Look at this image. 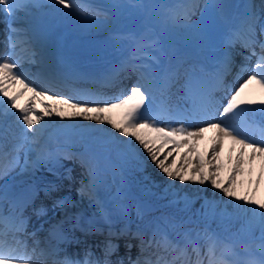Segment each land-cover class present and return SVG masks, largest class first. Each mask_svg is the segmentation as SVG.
<instances>
[{
	"label": "snow or ice",
	"instance_id": "1",
	"mask_svg": "<svg viewBox=\"0 0 264 264\" xmlns=\"http://www.w3.org/2000/svg\"><path fill=\"white\" fill-rule=\"evenodd\" d=\"M56 5H61L68 11L64 12ZM43 7V0H0V16L14 20L20 13L32 16L34 10ZM51 7L63 16L85 12L92 9L93 5L86 0H51ZM164 7L167 10L166 23L185 30L188 35L197 39L204 37L208 32L209 10L222 15L227 5L223 0H204L203 3L201 0H174ZM260 7L264 13V4ZM197 14L198 19L194 21L192 17ZM257 28L260 35L264 36V16L258 15L254 4L246 5L240 23L226 35L225 46H231L240 39L243 46L250 51V56L246 59H251V56L257 55L255 45L259 43V64L251 68L243 67L230 84L224 82V75L231 70L227 56L221 66L212 73L205 72L202 66L195 63L186 64L183 59L165 68L162 75L157 72H145L142 69L148 68L149 65L137 61L147 56L159 63L158 55H149L146 50L153 49L160 54L162 49L159 41L155 39L138 40L130 57L113 66L108 74L96 78L102 86H111L122 78L121 74L138 73L135 83L109 97L104 93L79 96L57 91L56 87L65 82L68 75L56 70L43 46L39 53L32 50L31 62H37L35 58L39 55V63L48 70V83L42 85L28 79L23 72L18 71L21 64L11 59L12 52L18 43L25 48H31L34 42L42 40V36L30 27L18 29L10 24L9 50L0 57V117L14 115L34 136L48 128L53 118L64 121L63 128L83 142V150L79 153L69 150L60 153L64 159H78L84 169V179L78 189L81 197L89 195L91 198L95 186L110 164L107 145L116 143L120 147V154L135 160L141 170L146 168L150 161L159 173L166 177L164 193H170L173 197L169 204L175 205L182 200L184 209L181 211H184L192 203L187 193L180 195V189L175 183L177 181L182 187L189 184L210 185L214 192L222 194V198H227V202L239 210L243 224L239 232L227 236H222L211 228L210 218L216 215L214 209L217 203L224 202L223 199L219 202L205 199L202 207L207 208L211 204L213 211L204 212L199 219H193L192 215L187 218L161 215L153 217L144 227L137 226L135 231L131 230L128 223L118 230L115 229L111 215H104L108 228L101 257L92 259L95 253L89 248L82 260L67 255L63 260H56L60 249L48 241L36 239L35 230L29 233L33 239L31 247L26 240L20 238L22 234L27 233L30 218L24 215V209L34 198L33 191L13 203L11 214L5 215L0 208V264H29L34 256L44 257L46 262L50 259L52 264H205L202 249H206L203 255L207 258V264H264V198H257V190L264 181V120L257 122L247 119L249 114L257 111L264 115V99L255 101L242 98L245 90L252 84H255L259 93L264 96V39L258 41ZM245 72L248 73L246 78ZM181 79L183 83H179ZM16 84L21 87L10 94L9 87ZM176 84H179L178 90L183 92L179 100L185 102L186 106L182 104L166 108L171 95L170 89ZM218 88H223L225 92L226 98L222 102L214 95ZM25 91L30 95L25 103L20 105L17 100ZM36 103L41 105L39 109L36 108ZM13 109L15 112L11 111ZM113 109L120 110L119 121L108 114ZM228 114L243 121V125L228 123ZM164 115H168L170 120L180 126L168 123L161 126ZM45 117L49 119L46 120ZM190 121H198L203 126L189 130L192 128ZM209 131H212L213 135L209 138L207 148L201 153L198 145ZM20 139L25 140L27 137L22 136ZM226 141L231 147L224 160L221 156ZM21 147L22 143H18L14 151L18 153ZM4 148L5 145L0 144V153L7 156ZM28 151H33L31 145ZM51 156V153L38 154L32 161L26 156L22 170L36 169ZM13 159L19 163L18 156ZM257 162L260 170L253 176V165ZM62 167L56 159L54 167H50L49 171L58 180H71L72 170L64 169V174H61L58 168ZM225 169L227 174L221 177ZM3 174L6 172H0V175ZM144 180L148 182L145 190L156 186L151 177L145 176ZM245 182L248 190L241 193ZM59 187L55 181H49L44 186L45 195L56 193ZM0 191L3 193L0 200L7 199V189ZM119 195L127 197L126 192ZM55 206L64 208L72 206V202L68 198H61L54 201ZM46 211L47 209L41 206L36 210V214L44 215ZM248 213H251V216H248ZM117 214L127 220L126 205H118ZM137 215L144 216V210L140 206L137 208ZM76 219L78 224L79 217ZM53 227L57 228L59 225ZM257 228L260 233L259 243L253 248L252 242L257 239L254 231ZM148 229L151 230L150 237L147 234ZM83 230L104 233L103 229L95 226ZM169 230L178 238L171 239ZM224 231L227 232V228ZM242 233L247 236V242L240 238ZM121 237L126 238L124 247L128 254L113 260L111 257L118 253V241ZM133 239L138 241V244L134 245ZM133 247L139 249L135 259L130 255ZM189 248L197 257L195 261L189 258ZM151 249L155 250L152 252L154 258L144 256L145 252ZM32 264L35 262L32 261Z\"/></svg>",
	"mask_w": 264,
	"mask_h": 264
},
{
	"label": "bare ground",
	"instance_id": "2",
	"mask_svg": "<svg viewBox=\"0 0 264 264\" xmlns=\"http://www.w3.org/2000/svg\"><path fill=\"white\" fill-rule=\"evenodd\" d=\"M234 0H223V3L227 5L222 15H217L214 10H209V17L207 19L208 23V32L207 34L202 38L194 39L190 35H188L185 30L174 28L170 24L166 23V11L163 14V23L166 26V28H173V30H169V33L171 36V40L174 44L178 45L179 47V56L176 59L181 60L183 59L186 61V64H197L203 67L204 70L210 68V71H205L208 73L215 72L223 62L225 56L228 57V59L233 62H235L236 55L238 57H242V54L239 52V46L237 39L235 43H233L231 46L226 47L225 46V37L229 32L232 30V26H237L240 23L242 14L245 10L246 5L254 4L256 6V11L258 15L264 16V13L261 12V5L264 4V0H239L238 2V11L232 15L231 14V7L233 5ZM45 7L41 9L34 10V15L29 16V23L31 28L36 30L37 33H39L42 36V40L38 42L37 44H34L36 48H38V52H40L41 47L43 46L45 50V46L48 44H52L53 36L50 38L48 37V33H50L52 27H55L56 25H60L63 28V31L65 35H70L71 39H58L56 44L60 47L61 51H65L64 54H59L56 58L53 56V54L46 52L47 56L50 58L51 62L53 63L54 60H56L58 63H64V64H71L73 56H71L69 59L67 58H61L63 55H71L79 53L83 50V52L79 53V58L86 59L88 63V68L94 67L96 65L106 64L105 67L112 69L113 66L118 65L116 62L115 65L112 62L111 57H105L101 60L100 63H95L93 61V55L86 54V50L90 49V47L94 46L95 42L100 40L98 43V46L101 48L105 47L108 42L114 43L115 36L120 32V21L124 20L128 14L131 12V9L127 7L125 1H122L120 3V6H116L113 4H110V8L108 9L107 16L104 19H93L89 16L83 15V13L78 12L77 14L73 15H60V13H57L54 8L51 7V0H43ZM127 2V1H126ZM174 0L172 1V3ZM204 0H201V3H203ZM56 7L61 8L64 12H67V9H64L61 5H56ZM142 4L138 5L136 7V16L137 20L139 22H143L145 20V17L142 15ZM194 17V16H193ZM99 20V21H98ZM50 23H54L53 26L48 27ZM104 34L103 38H99L100 34ZM257 39L262 40L264 39V36H261L259 33V28H257ZM256 58H254L253 67L259 64L258 56L260 53L259 43L256 45ZM110 50V49H109ZM108 50V51H109ZM46 51V50H45ZM248 52L249 49H247ZM30 55L31 53L28 52ZM111 55H117L116 51H111ZM168 52H165L163 54L164 58L167 56ZM121 56V54H120ZM163 58V59H164ZM36 60H39V55L36 56ZM124 59L121 58L120 61H123ZM58 63H55V66H58ZM94 65V66H93ZM164 65H166V62L164 60H161L159 63L158 70H154L152 72H157L162 74L164 72ZM151 67L142 69L145 72H149ZM235 71L232 73L230 72L227 74L224 79L228 77V81L231 83L233 81V77L235 74H237L238 71ZM100 71V70H99ZM99 71L97 73H99ZM68 79L62 83L63 87L65 89H72L75 91V89L80 86L83 83V78L74 70L71 69L68 71ZM101 76V75H100ZM247 76V75H246ZM138 74L135 75V79L137 80ZM133 83L131 81L130 87ZM112 86V85H111ZM110 86H100V90H103L105 88H108ZM20 88L18 85L10 86L9 87V93H13L17 91ZM175 85L172 86L170 89V93L172 94L174 91ZM222 89H217L215 92L218 93V95L221 98L220 92ZM66 95H68V91H64ZM95 93V92H92ZM224 93V92H221ZM30 93L25 91L22 96L19 97L17 100V103L20 105H23L25 101L28 99ZM242 98L245 100H255L259 101L261 99H264V96H262L259 93L258 87L255 84L249 85L248 88L245 90V93L242 95ZM172 102V98H170ZM51 102V101H50ZM185 102L178 103L177 106L172 105L171 107H178L180 105H184ZM36 108L39 109L41 105L39 103H36ZM165 107H168V101L165 105ZM12 112H15V110H11ZM110 114L113 119L119 121L120 119V110L119 109H113ZM250 118L252 120H255L257 122L264 120L262 118V114L259 113V111L255 113L249 114ZM226 120L228 123H234V124H241L243 125V121L238 120L236 117H233L231 114H228L226 116ZM64 121H60L58 118H53L52 122L46 128L42 133H37L35 136L31 132V130H27L26 126H23L21 122H19L14 115H8L7 117H0V144L5 145V148L3 149L4 152H7L8 155L4 156L2 153H0V172H6V174L0 175V176H6L7 178L3 182V185H0V190L7 189L8 196L5 200V205L1 206L0 208L3 209V212L6 213V215L11 214L13 210V203L16 201H20L21 199L27 197L30 192H35L34 198L31 200V202L27 205V208L24 209V215L31 218L32 215L30 214L31 211H36L41 206H43L45 209L49 210V215L47 216H39L38 220L34 222V224L31 227H27V235L31 233L32 231H36V239H47L50 235L56 237L57 242L64 243L67 241L75 240L77 243L79 241H83L82 236H77L78 231L81 227H85L87 224H91L94 221L97 220H104V215H107L106 211L109 208L108 202L116 199L119 196V193L123 192V189L121 186L116 184H110L103 180H99L102 184H105V187L102 192L101 199L105 198L108 202L100 201L98 204H93L90 202L89 199L86 197H81L79 192L74 196H69L68 199L72 202V206H66L62 210H59L57 206L54 207V201L57 200L54 199L53 201L47 200V198L44 196V188H42L43 182L46 180L47 183L50 180L57 179L56 176L52 174V172L44 171V168L47 166H52L54 164V161L56 159L61 160V157L59 153H61L63 150H69V147H75V151L73 153H79L83 150L81 148L82 141L74 135L69 130L63 128ZM87 123V122H85ZM165 123L171 124L172 126H180L178 123L170 120L168 118V115L163 116V123L161 126H164ZM192 125V121H190ZM188 126L187 124L185 125ZM203 126L202 123H199L195 126H192L189 130H192L195 127ZM34 127L38 128V125H34ZM105 127H108L105 125ZM6 130V134L5 133ZM213 135L212 131H209L205 133L204 139L201 140L200 144L198 145V149L201 153L205 151L208 144L210 143V137ZM24 136L27 137L25 140H21L20 138ZM107 138V137H105ZM32 141H35V143H32ZM18 143H24L26 144L25 149L23 152L19 150L17 153L14 151L15 146ZM116 144V143H115ZM33 148V151H28L29 146ZM117 145V144H116ZM118 146V145H117ZM231 147L229 142H225L224 151L222 153L221 159L226 160L227 156L229 155V148ZM72 152V151H71ZM47 153H51L52 156L49 158V160L39 166L36 169L29 168L27 170H22L25 157L32 161L37 158V155H45ZM120 154V153H119ZM235 153L233 152L232 155ZM19 157V163L17 164L16 161L13 159V157ZM123 160H126L125 156H122ZM72 160H78L76 158H73ZM129 161V159H128ZM65 163V162H64ZM69 167H73L72 165H68ZM110 166V164L108 165ZM254 173L253 176H255L256 173L259 172V162L253 165ZM65 169V168H64ZM64 169L59 170L61 174H64ZM84 171V169H83ZM140 176L143 182H145V185L148 183L144 180L145 176L151 177L152 181L155 182V187H150L155 193L161 194L164 196L169 197L170 199H173L171 194L165 195L164 193V187L166 184V177H164L162 174L159 173V171L155 168V166L149 161L147 164V167L143 170L140 169ZM129 172V171H128ZM227 174V170L225 169L224 172L221 173V177L225 176ZM126 175V174H125ZM32 179H35V182L33 184H28L29 181ZM108 179V178H107ZM243 179V178H240ZM67 181L68 179H64ZM60 181V180H59ZM99 182L96 186H98ZM177 188L180 189V195L182 196L184 193H187L192 203L190 204L189 208L191 206H194L199 214H203L204 212H209V210L213 211L212 205H208L207 208L202 207L204 204V200L207 199L209 201L215 200L217 202L224 200L223 203H217L214 211L216 215L221 217V214L224 215H231L235 218V220L239 224H243V220L240 218V213L238 209H235L232 204L227 202V198H222V194L218 192H214V190L211 188L210 185H198V184H189L186 186H181L179 182H175ZM44 185V184H43ZM81 186V185H80ZM79 186V188H80ZM95 186V187H96ZM248 190V185L245 182L244 186L241 188V193L243 191ZM2 191H0V195H2ZM257 198H264V181L261 182L260 187L257 190ZM89 200V202H87ZM51 202L47 204V202ZM104 207L101 209H97L93 212L88 211L85 208L91 209L96 205H103ZM174 207H178L179 210L184 209V203L181 202V205L178 204L171 205ZM175 209V208H174ZM173 209V210H174ZM74 210V211H73ZM184 210V211H187ZM129 213V214H128ZM36 214V213H34ZM129 219H132L134 216V212H130L127 210ZM37 215V214H36ZM81 216H84L83 219H81ZM248 216H251V213H248ZM76 217H79V222L77 224ZM120 216H112V220L115 221V219H118ZM145 219H147L145 217ZM54 225H59V227L54 228ZM149 230L148 236H151V230ZM257 234L260 235L259 229H256ZM169 235L172 237L171 239L175 240L178 237L174 232L169 230ZM32 238V237H31ZM91 243L95 245V241L90 239ZM124 245V241H123ZM135 245V244H134ZM135 251H139L137 247H133ZM154 250V249H153ZM155 251V250H154ZM152 250H149L145 252L144 255L146 256H152ZM202 258L205 260V264H207V258L203 254L206 252V249H202ZM147 253V254H146ZM189 258L192 260L194 258V254H192L191 248L188 249ZM170 258V257H169ZM194 261V260H193Z\"/></svg>",
	"mask_w": 264,
	"mask_h": 264
},
{
	"label": "rangeland",
	"instance_id": "3",
	"mask_svg": "<svg viewBox=\"0 0 264 264\" xmlns=\"http://www.w3.org/2000/svg\"><path fill=\"white\" fill-rule=\"evenodd\" d=\"M137 1L138 0H136V1L135 0H131L130 1V4H135ZM100 5H101V7H100L101 9L100 10L95 7V11H93L94 14H92L93 17H100V18H102L103 16H97V15L104 14L106 12L105 9L107 7L104 4H100ZM113 160H115V159H113ZM136 166H138L137 163H136ZM125 168H127L126 165H123L122 167L121 166H117V177H118L119 181H121L123 179H126L128 181V184L125 185L127 197L126 198L122 197L120 199V203L124 205V203L126 202V200L129 199L128 202L131 205L134 204V205L140 206L142 209H144V208H153L154 209L152 211H149V212H154V213H147V214H151V215L152 214H156V215H158V217L161 216L162 215L161 214V211L162 210H161L160 204L158 202L156 204H154L153 206H150L149 207L146 204V201H145V200H148V199L151 200V201H156L155 199L158 198V195H156V194H148L147 196H138L137 198H134L133 200L131 199L132 197H135V196L139 195L138 194V192H139L138 187H139V185H141L142 182H140L139 179H138V177H136L135 175H130V176H127V177H122L120 174H123V170H125ZM121 169H123V170H121ZM118 172L120 174H118ZM141 186L139 187V189H142L143 188ZM160 200L161 201H164V200H167V199L166 198H162ZM115 207H118V206H115ZM193 211H195V213L197 212L194 209V207L192 208L191 211H189V214H191L192 216H193V214H192ZM209 212H212V211L210 210ZM167 215H169V214H167ZM170 215H173V213H170ZM199 218H201V216H199L197 214L195 215V217L193 216V219H199ZM131 222H135V221H131ZM133 224H135V223H133ZM210 224H211V228L217 230L222 236H227V235H229L231 233L239 232L240 229H241V226H242V224H239L231 216H224L223 219H221V218H218V216H216V215L213 216V217H211ZM189 227H191V225H189ZM131 228H134V227H131ZM225 228H227V232L224 231ZM254 236L257 239H255L252 242L253 248H255L256 245L259 243V239H258L259 235L257 234V231L256 230L254 231ZM240 238L242 240H244L245 242H247V236L245 234L242 233L241 236H240ZM237 250H238V247H237Z\"/></svg>",
	"mask_w": 264,
	"mask_h": 264
}]
</instances>
